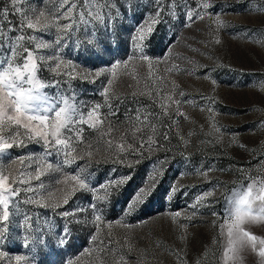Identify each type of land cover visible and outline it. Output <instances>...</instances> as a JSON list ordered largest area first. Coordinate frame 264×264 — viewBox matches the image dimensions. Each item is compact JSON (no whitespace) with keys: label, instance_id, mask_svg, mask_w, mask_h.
<instances>
[{"label":"rangeland","instance_id":"rangeland-1","mask_svg":"<svg viewBox=\"0 0 264 264\" xmlns=\"http://www.w3.org/2000/svg\"><path fill=\"white\" fill-rule=\"evenodd\" d=\"M210 2L215 7L209 12L219 9L215 16L206 15L185 26L166 15L168 0H164L162 14L166 22L157 25L150 40L145 41L148 47L144 52L151 58V70L149 61L139 58L140 50L131 46L130 37L135 34V27L156 10L153 0H131L132 6L127 12L124 0H67L63 6L61 0H24L20 5L33 22L39 19L41 25L72 24L71 29L60 33L67 41L63 55L78 63L80 68L94 73L107 69L113 61L126 62V67L119 69L115 78L108 73L96 78L95 83L77 78L72 81V90L78 101L91 106L103 102L99 92L109 78L113 79L109 97L114 108L118 105V115L108 117L98 130L81 125L85 137L92 143V166L87 171L94 173L90 181L93 186L121 177L128 179L117 194L109 197L111 203L106 208L100 204L105 208V219L112 222L110 227L100 225L101 237L112 241L103 247L91 241L94 226L85 223L92 219L88 205L92 194L79 191L70 198L68 205L62 204L65 185L56 181L63 180V173L46 168L47 162L53 163L55 168L57 158L54 153L44 162L38 160L44 152L42 142L27 141L26 147H13L0 154V172L9 175L10 183L13 178L17 180V184L12 185L14 188L27 187V184H19V180L26 179L21 174L34 173L38 164L45 173L40 181L35 180L34 175L30 181L33 188L43 182L45 189L27 194L21 192L9 205L8 230L12 235L24 234L26 215L31 216L32 228L39 229L34 234L40 235L47 231L59 232L69 219H73L59 215L66 208L86 210L79 213L78 221L69 225L71 236L63 247L57 245L55 237L49 238L47 246H39L35 252L22 247L19 239L4 243L0 250L12 258L10 264H15L16 255H26L34 264H68L70 260L73 264H197V261L223 264L226 238L221 236L220 225L225 220L229 201L234 191L241 190L251 180H264V11L260 10L264 8V0ZM6 3L7 0H0V8ZM71 4L76 5L71 19L60 17V12H66ZM85 4L86 8L83 7ZM113 4L124 11V18L117 22L112 38L116 40L115 46L105 35L110 29L106 30L88 15L89 12L102 16H107L109 11L114 13L116 8H109ZM190 5L197 8L196 0H190ZM180 11L178 8L177 13ZM40 12L44 16L41 17ZM81 12L87 23L80 20ZM9 19L18 23L22 17L16 14L10 15ZM4 27L7 29L8 25L5 23ZM25 34L38 37L37 41L27 45L37 57L50 56L54 51L51 48L35 49V43L41 40L53 43L58 35L55 28L25 29ZM85 39L99 40L101 47L87 52L74 47ZM77 52H80L79 56ZM49 63L54 65L55 62ZM206 71L208 76L214 77L215 84L205 77ZM38 77L47 82L52 79V74L42 68ZM92 78L90 76L89 80ZM56 91L54 88L42 90L46 94ZM166 96H172L173 101L180 103L163 100ZM150 97H155L156 103ZM161 103L167 106V116L159 107ZM209 107L213 111L210 112ZM138 108L142 113L146 110L159 114L149 118L157 128L154 137L157 143L151 151L145 143L142 155L133 154L131 149L118 154L115 144L120 143L122 135L128 143L139 148L140 143L146 142L152 134L150 127L135 122ZM177 108L183 115L176 114ZM84 111L87 112V108ZM107 112L106 107L101 108L102 119ZM126 114L132 119H126ZM109 122L112 125L110 132ZM134 122L135 128L142 129L135 132L136 139L133 138ZM101 131L106 133L102 138ZM163 132H168L167 141L159 135ZM109 139L114 142L112 149L105 143ZM77 147L79 150L83 146ZM124 155L127 159L120 163ZM21 156L25 157L23 163L18 159ZM84 163L85 160L78 159L65 171L75 174L78 165ZM209 167L212 170L205 176L203 173ZM153 177L156 186L152 195L127 213L126 206L134 194L152 182ZM172 187L177 189L174 194L170 193ZM209 192L210 196L197 203L199 197ZM103 194V189L98 190L97 195ZM25 196L41 199L46 205L60 201L61 206L54 209L24 204L20 201ZM16 203L19 211L13 206ZM213 212L219 215L214 216ZM118 218L131 227L115 223ZM243 227L250 234L264 238V221L246 222ZM109 248L112 251H108ZM259 248L258 242L256 250L250 244L236 245L234 252L229 254L233 258L228 264H264Z\"/></svg>","mask_w":264,"mask_h":264},{"label":"snow or ice","instance_id":"snow-or-ice-1","mask_svg":"<svg viewBox=\"0 0 264 264\" xmlns=\"http://www.w3.org/2000/svg\"><path fill=\"white\" fill-rule=\"evenodd\" d=\"M250 2V0H249ZM24 3V0H7V3L0 8V154L5 153L7 150L13 147H26L27 141H35L37 143L42 142L44 152L38 158L40 162H44L53 153L57 158L55 168L53 163L47 162L46 168L52 169L55 172L63 173V180H57L56 183H62L65 185L62 195V204L68 205L70 198L75 195L76 192L83 191L92 194V200L88 201L89 208L91 209V220L85 221V223H92L94 226V233L91 234V241L100 246L106 247L112 241H107L101 237V224H106L109 227L112 222L105 219V208L111 203L109 197L119 192V187L124 184L128 177H121L118 180H109L107 182H101L93 186L91 184V177L94 173H89L87 170L92 166L91 157L93 152L92 143L85 137V129L81 125H87L88 128L98 130L99 125L103 124L108 117L118 115V105L116 108L110 103L109 89L113 85V79L117 75V71L122 67H126V62L113 61L107 69H101L94 73L86 71L80 68L78 63H74L72 59L65 58L63 55L67 41L63 40L60 35L63 30L66 32L72 28V24L59 25L56 23H44L41 25L39 19L35 22L26 14V10L20 5ZM62 6L67 3V0H61ZM125 11L127 12L131 8V0H124ZM197 8H192L190 0H168L169 11L166 15H169L173 19L178 20L185 26H190L197 20H202L206 15L215 16L219 9L209 12V9L215 6L210 0H196ZM153 4L156 8L154 12L148 14L146 19H143L134 29V35L130 37V44L133 48L140 50V59L149 61V69L151 70V58L144 52V48L148 47L145 41L150 40L151 35L156 30V26L166 22L164 19V0H153ZM248 6V4L246 3ZM151 6V5H150ZM87 7V4L83 5ZM115 7L116 11L113 13L109 11L107 16H102L99 13H88L89 16L99 24H102L106 30L105 35L109 42L115 46L116 40L115 32L117 29V22L124 18V11L120 10L119 5H110L109 8ZM224 7V6H220ZM76 8L75 4H71L68 10L60 12V17L64 19H71L72 10ZM181 11L177 13V9ZM264 11V8L260 9ZM19 14L22 19L18 23H14L9 19L10 15ZM44 16L43 12L39 14ZM59 18V17H58ZM80 20L85 21L84 13H80ZM8 27L5 29L4 24ZM219 23V21H217ZM55 28L57 36L53 43H45L42 40L35 43V49H54L50 56L37 57L34 50L27 45L32 44L38 40V37L25 34V29L41 31L43 29ZM12 33H17L12 35ZM216 43H220L216 40ZM75 48H82L84 52L89 49L95 50L101 47L100 41L96 39L80 40L79 43L74 45ZM80 52H77L79 56ZM161 59H164L163 57ZM54 61V65L49 63ZM42 68H46L51 74L52 79L44 82L38 77V73ZM108 73L112 78H109L104 87L101 88L99 95L103 97L102 103H93L91 106L85 104L82 101H78L76 93L73 89L72 81L79 78L82 81L91 83L96 82V78ZM205 77L212 80L215 84L214 77L208 76L207 71L204 73ZM93 76L91 80L89 77ZM59 78V79H57ZM131 86V85H129ZM46 88H54L57 91L52 94L43 93L42 90ZM264 90V85H262ZM183 95V93H181ZM153 103H156L155 97H150ZM165 101H171L179 104L180 101L172 100V96H166L162 98ZM190 102V101H189ZM106 107L107 113L101 114V108ZM159 107L162 109L165 116L168 115L167 106L165 103H161ZM87 108V112L84 109ZM209 111H213L209 107ZM177 115H183L180 109H176ZM158 113H152L144 111L143 113L138 108L135 114V122H138L145 127H150L152 134L148 135L146 142H141L139 148L128 143L125 136L120 137V143L115 144V149L118 150V154L127 153L131 149L133 154H141L145 147V143L148 145V150H152V146L157 143L154 138L157 134L156 125L151 124L150 117L157 116ZM143 116V118H141ZM171 119V117H169ZM126 119L131 120L132 117L126 114ZM135 122L133 128H135ZM175 121H173L174 123ZM171 127V125H169ZM112 130L111 122H109L108 131ZM131 131L132 129H128ZM142 131L140 128H135L133 132V138L135 132ZM106 133L100 132L102 138ZM163 140L169 139L168 132L159 133ZM107 148L112 149L114 146L113 140L109 139L106 142ZM77 145H82L79 148ZM163 146V145H161ZM74 153H76L74 155ZM89 158V159H86ZM23 163L25 157L18 158ZM85 160L83 165H78L75 174H71L65 171L66 168H70L77 160ZM127 159L124 155L119 160L123 163ZM117 161H113L116 163ZM212 168L209 167L203 173L205 176ZM44 168L37 166L34 173L24 172L21 175L26 179L19 180V184H27V187L21 188L19 186L13 187V184H17L16 179H12L10 183L9 175H5L0 172V246L4 243H14L17 239L21 241L22 247L35 252L39 246H47L49 238L55 237L58 246H65L71 236L70 224L74 220L78 221L79 213L86 211L85 209H65L60 212L62 217H73L69 219L59 232L47 231L40 235L34 233L39 229H33L31 216L26 215L24 217L25 227L24 234L22 236H14L9 233L8 222L10 217L9 205L13 204V198L19 197L21 192L25 194L29 192H36L37 189H45V184L41 182L37 188H33L30 181L33 178L37 181L41 180V176L44 175ZM71 182V183H70ZM156 186L155 177L152 178V182L139 188L134 194L133 199L126 206V212L131 211L137 204L143 203L149 196L152 195ZM103 189V196L97 195L98 190ZM177 191L175 187L170 188V193L174 194ZM211 192L203 194L197 199V203L202 202L207 196H210ZM95 201V202H93ZM20 202L24 204H37L41 207L59 208L61 206L60 201L55 204H44L41 199L27 197L23 198ZM103 203L105 208L100 207ZM229 209L225 215L224 222L220 225L221 236L226 238L225 249L222 253L223 264H228L231 257L229 254L234 252L235 246L240 245L244 247L247 244L251 245L253 250H256L257 242L260 245L259 256L264 258V238L257 237L250 234L248 230L243 227L246 222H252L256 220L264 221V180L257 181L255 179L244 186L241 190L234 191L231 200L229 201ZM254 205L256 206L254 208ZM17 211H19L18 203L13 205ZM196 207V205H193ZM178 216L179 213H176ZM212 215L218 216L219 213L213 212ZM115 223L121 224L123 227L128 228L131 225L125 223L119 218ZM226 230V235H225ZM109 237L111 234H108ZM112 251V249H107ZM8 253L4 250H0V262L4 264H10L11 257H8ZM15 264H34V261H30L26 255H16L14 257ZM68 264H73V261H68ZM197 264H200L197 261Z\"/></svg>","mask_w":264,"mask_h":264}]
</instances>
